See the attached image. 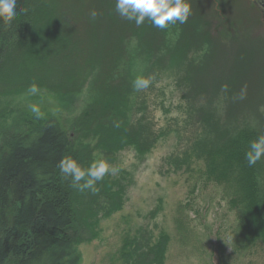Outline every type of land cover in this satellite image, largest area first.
Listing matches in <instances>:
<instances>
[{
	"label": "trees",
	"instance_id": "trees-1",
	"mask_svg": "<svg viewBox=\"0 0 264 264\" xmlns=\"http://www.w3.org/2000/svg\"><path fill=\"white\" fill-rule=\"evenodd\" d=\"M188 2V21L170 24L169 31L147 19L137 26L122 18L115 0H16L13 21L0 19V84H36L48 94L7 110L0 120L1 258L12 255L14 264H82L81 227L88 225L89 218L83 217L89 212L79 216L77 188L58 164L71 156L87 168L93 160L75 146L71 129L91 127L99 118L93 131L99 147L109 153L134 148L141 157L178 133L159 131L150 120L149 99L158 78L148 95L135 90L129 51L137 44L149 67H166L161 55L169 52L170 35L177 38L174 52L184 69L178 85L185 102L182 123L191 133L183 160L176 157L172 163L187 170L201 164L208 183L225 186L244 238L264 242V158L251 167L245 159L250 142L264 135V91L257 89L264 76H244L247 63L242 59L239 74L228 77L223 91L211 72L217 67L218 37L206 24L208 16L200 13L201 1ZM258 58L255 62L261 59L264 66ZM86 89L90 102L70 123ZM242 89L246 94L240 99ZM219 101L223 108L217 107ZM30 105L39 106V118ZM133 112L142 116L131 122L127 116ZM139 235L126 240L123 264H165L169 237L162 234L151 243Z\"/></svg>",
	"mask_w": 264,
	"mask_h": 264
},
{
	"label": "rangeland",
	"instance_id": "rangeland-1",
	"mask_svg": "<svg viewBox=\"0 0 264 264\" xmlns=\"http://www.w3.org/2000/svg\"><path fill=\"white\" fill-rule=\"evenodd\" d=\"M200 1V13L203 17L208 16L206 24L218 37L214 59L217 67L211 72L218 76L220 88L226 90L228 77L239 74L237 66L242 59L248 69L241 72L244 76H264L262 60L255 62L261 56L264 60V30L248 29L240 22L239 11L246 12L243 1L233 0L229 3L233 6L221 7L226 22L212 11L211 0L208 3ZM169 40V52L161 55L168 63L163 68L149 67L139 54L137 44H132L129 51L134 62V80L138 76L158 78L154 83L156 91L149 99L150 120L156 123L159 131L178 130V133H171L150 154L141 157L134 148L109 153L99 147L93 132L100 123L99 118L91 127L71 129L76 147L88 151L93 161L104 159L118 169L115 174L106 175L105 182H97L96 192L77 189L75 193L80 202L79 216L84 215V210L89 212L83 217L89 218L88 225L81 227L83 237L79 250L82 264H123L126 240L137 234H140V241L151 243H155L162 234L169 237L165 264H264V242L251 243L241 234L238 211L232 207L225 186L208 183L201 164L192 165L191 170H187L172 163L176 157L183 160L191 133L185 131L182 123L185 102L181 99L182 88L178 85L184 69L174 52L177 38L170 35ZM224 43L229 46L223 48ZM252 62L258 67H253ZM31 85L15 87L0 84V120L7 110L32 97L47 98L46 91L38 85V93H30ZM257 89L264 91V85ZM147 91L143 89V93L148 95ZM78 102L69 116L70 123L77 122V116L89 104L87 89ZM223 106V101L217 102L218 108ZM141 116L142 113L133 112L127 118L133 122ZM106 182L111 184L110 194ZM0 260V264H14L15 257L11 255L4 259L0 254Z\"/></svg>",
	"mask_w": 264,
	"mask_h": 264
},
{
	"label": "clouds",
	"instance_id": "clouds-1",
	"mask_svg": "<svg viewBox=\"0 0 264 264\" xmlns=\"http://www.w3.org/2000/svg\"><path fill=\"white\" fill-rule=\"evenodd\" d=\"M116 12L128 21H134L137 26L147 19L152 25L159 29H166L170 24H184L191 15V5L188 0H115ZM16 16V0H0V19L10 24ZM92 18L97 16L93 11ZM154 77L138 76L133 81L134 89L139 91L147 89ZM226 88V86H225ZM39 88L33 84L29 92L37 94ZM246 89H242L239 98L243 99ZM30 110L38 118L42 115L37 105H30ZM264 158V135H260L249 144L245 159L248 166L255 165ZM58 167L64 178H71L72 186L80 191L85 189L96 192V184L102 181L106 175L115 174L118 169L111 166L106 160L93 161L87 168H83L77 160L71 156L63 157ZM83 181V183H81Z\"/></svg>",
	"mask_w": 264,
	"mask_h": 264
},
{
	"label": "flooded vegetation",
	"instance_id": "flooded-vegetation-1",
	"mask_svg": "<svg viewBox=\"0 0 264 264\" xmlns=\"http://www.w3.org/2000/svg\"><path fill=\"white\" fill-rule=\"evenodd\" d=\"M245 5L246 12L239 11V20L245 24L248 29H261L264 30V0H241ZM233 0H211L212 11L218 14L222 22H226L225 17L223 16V8H229L233 6ZM228 21V20H227ZM248 24V25H247Z\"/></svg>",
	"mask_w": 264,
	"mask_h": 264
}]
</instances>
